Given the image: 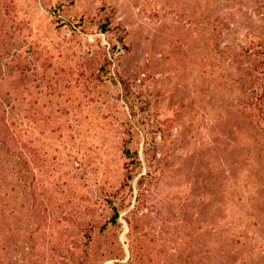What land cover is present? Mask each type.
<instances>
[{"label": "rangeland", "instance_id": "obj_1", "mask_svg": "<svg viewBox=\"0 0 264 264\" xmlns=\"http://www.w3.org/2000/svg\"><path fill=\"white\" fill-rule=\"evenodd\" d=\"M44 3L0 0V55L22 49L32 60L23 80L5 67L3 105L38 152L32 174L0 168V264H77L81 228L111 214L105 197L124 180L129 129L142 171L119 218L124 261L133 236L140 264H264V130L248 107L257 71L249 55L224 51L264 44V0ZM103 4L128 47L108 53L110 76L89 80L106 34L58 25Z\"/></svg>", "mask_w": 264, "mask_h": 264}, {"label": "trees", "instance_id": "obj_2", "mask_svg": "<svg viewBox=\"0 0 264 264\" xmlns=\"http://www.w3.org/2000/svg\"><path fill=\"white\" fill-rule=\"evenodd\" d=\"M65 1L69 5L75 4V0ZM44 4L46 7L51 8V10L54 5L53 0H45ZM59 12L57 10L55 16L61 15ZM4 23V21H1V24ZM64 25L78 33L99 31L106 34L110 42V48L107 49L106 45H102L103 52L100 50L96 51L91 57L90 66L86 71L90 72L87 76L89 80L103 79L102 75L110 76L108 65L112 63V57L108 53L111 52L113 56V53L120 44L124 48L128 47L125 43L126 28L115 20L113 7L103 4L95 13H82L74 18L63 17L62 23L58 26L62 28ZM224 51H228L233 55H249L250 63L257 73H253L252 75L253 81L250 83L251 99L248 101V107L253 114L257 126L264 130V44L251 42L248 46L245 44L239 45L233 50L227 46V48H224ZM6 54H8V57H2L3 55H0V168L4 167L7 161L15 167L17 173H28L27 175H29L32 174L29 165H31L33 160L35 162L36 158H38V152L28 144V141L21 138L19 132L15 130V122L7 114L8 109L3 105L2 95L10 94V91L4 86L5 78L9 75L5 67H11L12 65V70L16 71L23 80L25 77H22V74L26 72V68L22 66V61L32 62V60L26 59L24 56L25 51L22 49H17L11 53L7 52ZM253 54H256V56ZM111 78L116 80L112 76ZM150 134L151 131H147L145 137V146L148 147H151L153 144ZM139 141L140 137L138 133H134L129 129L128 136L124 138L121 145L122 152L125 156L123 165L124 180L115 190L107 192L105 197L106 205L111 214L108 220L102 225L87 223L81 228L80 241L82 253L76 260L77 264H105L108 260H114V264H140L142 262V246L137 243V238L133 236L129 245L130 257L127 261H124L126 251L119 237L122 228V223L119 220L121 211L131 204L134 192L133 182L142 171V160L139 155V150L136 148V144ZM24 152H31L35 158L33 159L31 157L30 160H25L26 157L23 156ZM143 176L140 177V182ZM258 211L263 215L262 210L258 209ZM1 214L0 222H3L5 215L3 212ZM127 219L131 226L132 218L127 217ZM236 231L234 243L239 246L247 243L249 240L247 230L236 228Z\"/></svg>", "mask_w": 264, "mask_h": 264}]
</instances>
